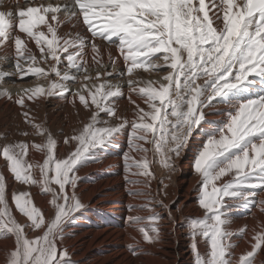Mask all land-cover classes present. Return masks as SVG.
<instances>
[{
	"label": "snow or ice",
	"instance_id": "6c2138e0",
	"mask_svg": "<svg viewBox=\"0 0 264 264\" xmlns=\"http://www.w3.org/2000/svg\"><path fill=\"white\" fill-rule=\"evenodd\" d=\"M64 25L82 26L90 37L85 39L78 30L61 34ZM9 48L14 71L0 67V97L21 108L32 132L21 131L20 135L42 141L7 143L0 146V155L16 181L39 186L47 193L50 211L46 214L36 206L28 191H14L12 204L26 218L24 223L17 220L8 202L6 176L0 173V237L14 240L5 264H79L62 247L60 234L68 218L84 207L75 192L78 174L74 166L91 147L130 124L131 146L123 156L125 172L137 177L128 181L133 185L130 195L141 196V189H150L157 179L149 171L153 157L169 173L175 172V162L203 119L204 109L252 74L264 75V0H0V51L6 53ZM121 58L124 72L119 71ZM8 59L7 54L0 57V65ZM141 68L153 70L159 79L133 78L134 70ZM29 75L47 83L24 88L15 97L2 87L9 77ZM113 76L127 77L128 100L134 106L131 119L121 115L112 102L124 94L123 81L114 83L109 80ZM70 79L80 87L73 90L65 83ZM202 88L211 89L204 102ZM54 92L67 95L73 107L78 101L87 110L86 121L64 137V144L72 150L63 158L56 155L52 132L37 121L27 103L47 99ZM133 93L146 107L132 99ZM101 112H107V117L101 118ZM232 149L240 153L229 158L226 154ZM30 150L43 154L42 163L26 159ZM133 153L139 158L134 159ZM222 156L227 164L213 173ZM258 170L264 174V96L240 102L238 110L229 113L226 126L207 140L194 161L198 182L202 181L198 205L205 219L192 228L210 240L207 264H253L254 254L264 245L261 228L252 238L251 250L236 258L232 237L245 230L233 231L224 218L228 205L239 203L234 198L240 193L234 189L246 174ZM159 183L158 196L166 197L167 185L163 179ZM245 186L261 189L240 196L245 206L258 205L264 212V180ZM158 196H151L140 207L147 211L146 217H126V223L149 245L163 239L165 218L157 208L169 213L167 220L173 228L177 222L172 204ZM130 211H137L136 206H130ZM28 229L38 234L29 237ZM129 248L136 254L135 248Z\"/></svg>",
	"mask_w": 264,
	"mask_h": 264
},
{
	"label": "bare ground",
	"instance_id": "6f19581e",
	"mask_svg": "<svg viewBox=\"0 0 264 264\" xmlns=\"http://www.w3.org/2000/svg\"><path fill=\"white\" fill-rule=\"evenodd\" d=\"M77 30L85 39L90 37V33L82 26L79 29H73L71 25H64L60 32L63 34ZM10 46L11 40L9 41ZM29 46L39 55L34 43ZM112 51L117 54L115 48ZM5 54L9 59L0 67L6 71H14L11 67L12 49L9 48L6 53L0 51V57ZM89 59H91L90 54ZM105 60H107V56H105ZM119 71H125L122 58L119 60ZM133 78L146 82L158 80L159 76L153 70L145 71L141 68L134 70ZM109 80L114 83L117 80L123 81L124 94L113 97L112 102L118 105L121 115L131 119L134 106L128 100L127 77L113 76L109 77ZM37 83L46 84L47 81L38 80L31 75L22 79L12 76L6 80L2 87L7 88L15 97L21 93L22 89L34 87ZM65 83L73 90L80 87L79 83L71 79ZM141 86L144 85L141 84ZM210 94V88H202L201 102H204ZM260 96H264V75L252 74L237 88L229 90L226 96L216 97L204 109L203 119L199 126L193 130L181 157L175 162V172L169 173L160 164L158 158H152L153 163L150 164L149 171H153L157 179L151 183L150 189H141L142 194L139 197L130 195L133 185L128 182L137 179V177L131 171L125 172L124 170L123 156L131 146V125L125 124L118 127V130L107 137L102 144L91 147L89 152L74 166V172L78 174L75 192L84 207L75 212L61 226L62 247H67L71 251L72 258L79 264H194L197 260L201 264H207L206 258L210 257V240L203 236L201 230L192 228L193 223H199L205 219L203 210L198 205L202 181L198 182V174L194 171V161L207 140L226 126L229 122V113L234 114L238 110L240 102ZM67 99V95L54 92L47 99H41L38 102L27 101L32 110L31 114L52 132L56 141L55 152L58 158H63L72 150L70 145L64 144V137L71 135L73 129L79 128L80 122L87 119V110L78 101L76 107H73ZM132 99L140 103L142 107H146L142 98L135 93L132 94ZM214 106L216 107L214 108ZM99 116L105 118L107 112H101ZM21 131L32 132V129L24 123L21 108L13 100L0 97V146L20 140L36 143L42 141V138L37 136L23 137L20 135ZM239 153L240 149H232L231 153L226 156L230 158L231 155ZM132 155L134 159L139 158L138 153ZM42 158L43 154L34 150H30L26 157L29 162L40 163H42ZM227 162L228 160L224 156L219 157L216 166L211 171L214 173L216 167L225 166ZM0 173L6 176L8 202L17 220L24 223L26 218L12 204L11 197L14 191H28L34 204L44 210L46 214L49 213L50 197L47 193H43L39 186H27L16 181L2 155H0ZM161 174L164 175V178L159 176ZM161 179L167 185L166 197L158 196ZM261 180H264V174L259 170L246 174L241 186L234 190L238 191L240 196H245L253 191L260 192L259 188L251 189L245 185ZM151 196H158V198L164 199L165 203L172 204L171 209L177 217L175 228H173L167 220L169 213L157 208V211H160L159 214L165 219L161 223L163 239L156 245L143 242L138 230L126 223V217L130 214L145 217L148 215L146 210L140 211L139 209L148 203ZM240 196L234 198L239 203L228 205L224 217L231 224L230 228L233 231H238L241 228L245 230L243 235L232 237V242L235 245L233 252L236 258L251 250L254 234L264 228V212L258 205L246 207L245 201L241 200ZM133 205L136 206L137 211H130V206ZM26 231L29 237L38 234L33 233L30 229ZM5 235L7 234L5 233ZM13 246L12 238L0 237V264H5L7 251ZM129 246L136 249V254H133ZM253 264H264V245L254 254Z\"/></svg>",
	"mask_w": 264,
	"mask_h": 264
},
{
	"label": "rangeland",
	"instance_id": "374dc122",
	"mask_svg": "<svg viewBox=\"0 0 264 264\" xmlns=\"http://www.w3.org/2000/svg\"><path fill=\"white\" fill-rule=\"evenodd\" d=\"M157 165V164H156ZM163 174L159 175L161 178H164V175L162 176Z\"/></svg>",
	"mask_w": 264,
	"mask_h": 264
}]
</instances>
